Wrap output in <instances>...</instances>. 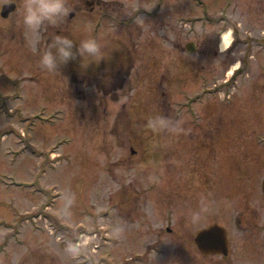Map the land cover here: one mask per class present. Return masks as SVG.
<instances>
[{
  "label": "rangeland",
  "instance_id": "1",
  "mask_svg": "<svg viewBox=\"0 0 264 264\" xmlns=\"http://www.w3.org/2000/svg\"><path fill=\"white\" fill-rule=\"evenodd\" d=\"M15 2L9 18L0 13V264H12L16 257L20 264H115V257L120 264H154L144 255L152 238L154 204L128 214L121 188L124 182L154 181V138L145 127L147 119L174 115L183 95L201 91L203 74L228 78L234 67L239 73L241 100L212 104L228 121L236 118L243 132L223 151L220 178L231 180L233 165L243 163V175L251 181L243 195L251 190L253 201L259 200L264 28L255 25L239 34L230 29L235 41L216 56L224 49L214 41V30L193 20L198 6L188 7L187 0H100V6L93 0H68L75 14L55 26L45 24L37 36L39 51L33 54V34L22 23L23 0ZM242 15L248 26L245 18L251 13ZM65 32L77 46L89 36L97 39L106 58L96 63L77 56L53 73L42 70L39 60L49 38ZM191 41L196 52L186 50ZM178 85L190 93L178 92ZM248 87L254 100L244 98ZM139 130L140 143L119 138ZM132 148L147 156L145 162L138 164ZM62 194L76 197L70 214L61 211ZM121 226L125 234L114 240L112 229ZM70 240L87 245L79 258L64 253Z\"/></svg>",
  "mask_w": 264,
  "mask_h": 264
},
{
  "label": "flooded vegetation",
  "instance_id": "2",
  "mask_svg": "<svg viewBox=\"0 0 264 264\" xmlns=\"http://www.w3.org/2000/svg\"><path fill=\"white\" fill-rule=\"evenodd\" d=\"M92 3L101 4L100 0ZM187 4L190 8L197 4L198 16H193V20L200 22L204 29L214 30L212 35L218 47L223 30L237 29L239 34L240 29H253L255 25L264 28V0H187ZM245 12L251 13L245 18L251 25L244 23L242 14ZM238 74L234 72L228 78L216 73L210 75L211 78L203 74L201 91L198 93L197 89L191 91L192 95H183L190 102L179 100L182 103L174 109V115L168 116L172 120L182 119L185 133L158 137L151 133L157 141L153 153L154 181L123 183L120 198L126 213L140 212L147 202L154 204L150 219L152 238L144 245V255L149 254L154 264H264V180L257 182L259 200L253 201L251 190L247 196L243 195L251 184L243 175L247 172L243 163L237 161L233 165L231 180L220 178L222 153L243 132L237 127L236 118L228 121L221 115V108L212 104L224 106L241 100L238 92L242 85L236 84ZM209 80L213 84H208ZM177 91L190 93L180 86ZM246 94L244 98L254 100L252 87ZM198 99L200 102H196ZM193 102L204 106L200 109ZM134 127L132 124L130 129L136 131ZM125 136L130 142L143 140L141 130L119 134L120 139ZM151 151L148 149L145 153ZM139 157L140 165L147 156L140 154ZM223 186L228 189L225 193ZM201 195L214 205L213 211L196 227L189 222L188 215L198 208ZM198 232L202 235L200 245L196 243ZM144 255L136 261L143 260ZM115 264H120L116 257Z\"/></svg>",
  "mask_w": 264,
  "mask_h": 264
},
{
  "label": "clouds",
  "instance_id": "3",
  "mask_svg": "<svg viewBox=\"0 0 264 264\" xmlns=\"http://www.w3.org/2000/svg\"><path fill=\"white\" fill-rule=\"evenodd\" d=\"M14 3L15 0H0V7ZM73 11L68 6V0H23L22 23L33 34V38L29 41V47L33 54L39 51V40L37 36L42 27L45 24L57 25L62 20H66ZM86 31L90 33L92 31L91 26H88ZM77 56L82 60L86 57L91 58L90 62L96 63L106 58L102 51V45L97 39L91 36L81 40L77 46L73 39H70L68 36L56 35L41 55L39 67L48 73H53L61 65H66L69 61L76 60ZM183 124L184 121L182 119L172 120L166 115H155L147 119L145 127L156 137L162 134L179 136L185 133ZM156 144L157 141L154 139L152 141V147H156ZM61 199L64 201L61 211L70 214L72 206L76 202V197L74 195L65 196L62 194ZM213 205V201L201 195L198 208L189 212V222L192 225L201 224L206 215L213 211ZM125 231L126 229L122 226L113 228L112 238L117 241L121 240ZM86 248L87 245L81 241L70 240L66 243L63 251L68 257L76 259L83 254ZM20 259V257L14 258L12 264H20Z\"/></svg>",
  "mask_w": 264,
  "mask_h": 264
},
{
  "label": "water",
  "instance_id": "4",
  "mask_svg": "<svg viewBox=\"0 0 264 264\" xmlns=\"http://www.w3.org/2000/svg\"><path fill=\"white\" fill-rule=\"evenodd\" d=\"M16 8V3L12 4V5H6L4 7H2V11H1V14L2 16L4 17H7L14 9ZM73 15V13L71 14ZM186 49L190 52L194 51L195 50V44L193 42L191 43H188L186 45ZM133 151V150H132ZM221 229V228H220ZM209 235V234H208ZM207 235V237H208ZM201 232H198L197 236H196V243L198 245H200V240H201ZM209 243V242H208Z\"/></svg>",
  "mask_w": 264,
  "mask_h": 264
},
{
  "label": "bare ground",
  "instance_id": "5",
  "mask_svg": "<svg viewBox=\"0 0 264 264\" xmlns=\"http://www.w3.org/2000/svg\"><path fill=\"white\" fill-rule=\"evenodd\" d=\"M231 42V34L230 31H227L223 34V39L221 41V46L224 49L225 47H227ZM236 67H238V65L236 64ZM235 68V67H234ZM233 68V69H234Z\"/></svg>",
  "mask_w": 264,
  "mask_h": 264
},
{
  "label": "trees",
  "instance_id": "6",
  "mask_svg": "<svg viewBox=\"0 0 264 264\" xmlns=\"http://www.w3.org/2000/svg\"><path fill=\"white\" fill-rule=\"evenodd\" d=\"M67 33V32H66ZM57 34V33H56ZM56 34H54L53 36H51L50 38H49V43H51V40H52V38H54L55 36H56ZM68 34V33H67ZM64 36H68V35H64ZM72 39V38H71Z\"/></svg>",
  "mask_w": 264,
  "mask_h": 264
}]
</instances>
